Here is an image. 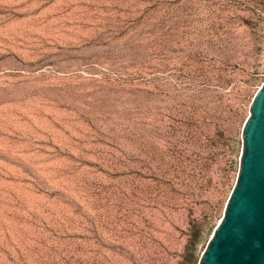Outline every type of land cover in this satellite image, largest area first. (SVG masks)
<instances>
[{
  "label": "rangeland",
  "instance_id": "rangeland-1",
  "mask_svg": "<svg viewBox=\"0 0 264 264\" xmlns=\"http://www.w3.org/2000/svg\"><path fill=\"white\" fill-rule=\"evenodd\" d=\"M264 82V0H0V264H198Z\"/></svg>",
  "mask_w": 264,
  "mask_h": 264
},
{
  "label": "water",
  "instance_id": "water-1",
  "mask_svg": "<svg viewBox=\"0 0 264 264\" xmlns=\"http://www.w3.org/2000/svg\"><path fill=\"white\" fill-rule=\"evenodd\" d=\"M241 138L235 185L198 264H264V82Z\"/></svg>",
  "mask_w": 264,
  "mask_h": 264
}]
</instances>
